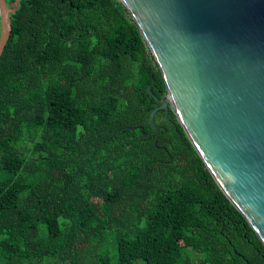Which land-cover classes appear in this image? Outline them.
Segmentation results:
<instances>
[{
  "label": "trees",
  "instance_id": "16d2710c",
  "mask_svg": "<svg viewBox=\"0 0 264 264\" xmlns=\"http://www.w3.org/2000/svg\"><path fill=\"white\" fill-rule=\"evenodd\" d=\"M7 3L0 264H264L176 115L153 130L167 86L123 1Z\"/></svg>",
  "mask_w": 264,
  "mask_h": 264
},
{
  "label": "water",
  "instance_id": "95a60500",
  "mask_svg": "<svg viewBox=\"0 0 264 264\" xmlns=\"http://www.w3.org/2000/svg\"><path fill=\"white\" fill-rule=\"evenodd\" d=\"M122 1L167 86L150 114L153 130L166 129L155 118L170 107L264 242V0ZM0 28L1 59L12 33L7 0Z\"/></svg>",
  "mask_w": 264,
  "mask_h": 264
},
{
  "label": "flooded vegetation",
  "instance_id": "af4514ba",
  "mask_svg": "<svg viewBox=\"0 0 264 264\" xmlns=\"http://www.w3.org/2000/svg\"><path fill=\"white\" fill-rule=\"evenodd\" d=\"M159 105H160V104H159ZM159 105H158V106H159ZM167 112H168V113H167ZM167 112H166V111H160V112H158L157 114H163V118H164V120H165L166 123H168L169 125H172V126L175 125V122H174L172 119H170L169 115H170V114H176V113H175L170 107H168V111H167ZM166 113L168 114V118L165 117V114H166ZM176 117H177V116H176ZM169 121H172V123H170ZM160 125L165 126L164 124H160Z\"/></svg>",
  "mask_w": 264,
  "mask_h": 264
},
{
  "label": "rangeland",
  "instance_id": "374dc122",
  "mask_svg": "<svg viewBox=\"0 0 264 264\" xmlns=\"http://www.w3.org/2000/svg\"><path fill=\"white\" fill-rule=\"evenodd\" d=\"M0 31H1V28H0Z\"/></svg>",
  "mask_w": 264,
  "mask_h": 264
}]
</instances>
